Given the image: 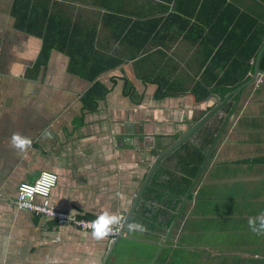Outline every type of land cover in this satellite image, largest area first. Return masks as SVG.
I'll return each instance as SVG.
<instances>
[{"label":"crops","instance_id":"obj_1","mask_svg":"<svg viewBox=\"0 0 264 264\" xmlns=\"http://www.w3.org/2000/svg\"><path fill=\"white\" fill-rule=\"evenodd\" d=\"M263 44L264 0H0V264H264V77L221 95ZM43 171L58 210L125 235L16 209Z\"/></svg>","mask_w":264,"mask_h":264},{"label":"built area","instance_id":"obj_2","mask_svg":"<svg viewBox=\"0 0 264 264\" xmlns=\"http://www.w3.org/2000/svg\"><path fill=\"white\" fill-rule=\"evenodd\" d=\"M48 173L56 177L55 183L48 190L47 196L41 195L38 192H33L31 197L26 196L22 191L24 186L30 188H35L40 183L43 174ZM58 176L50 171H43L39 176L33 181L28 183H21L16 190V196L13 200V204L18 210H25L37 216H43L45 218L53 219L56 221L58 227H73L83 232L91 233V220L77 217L76 215H70L64 211L58 210L50 201V196L57 186ZM2 196L0 195V200ZM39 199V200H38ZM121 218L120 224L113 227V231L106 237L108 240V246L111 248L116 245L118 240L125 235V222L126 217L124 215H119ZM87 222V223H86Z\"/></svg>","mask_w":264,"mask_h":264},{"label":"clouds","instance_id":"obj_3","mask_svg":"<svg viewBox=\"0 0 264 264\" xmlns=\"http://www.w3.org/2000/svg\"><path fill=\"white\" fill-rule=\"evenodd\" d=\"M32 140L22 135L19 132H14L10 138V147L18 152H27L31 149ZM56 177L48 173H44L40 183L35 188L24 186L22 191L26 196L31 197L33 192H38L41 195L47 196L48 190L55 183ZM121 218L117 215H110L103 213L97 217L96 220L91 221V235L96 240H102L106 238L112 231L113 227L120 224ZM87 223V222H86ZM250 230L256 235H264V213H261L257 217L249 218L248 221ZM129 230L143 231V226L137 223L129 224Z\"/></svg>","mask_w":264,"mask_h":264},{"label":"water","instance_id":"obj_4","mask_svg":"<svg viewBox=\"0 0 264 264\" xmlns=\"http://www.w3.org/2000/svg\"><path fill=\"white\" fill-rule=\"evenodd\" d=\"M264 54V44L262 46V48L260 49L258 56L256 58V62H255V72L254 74L249 78V80H247L245 83H243L241 86H239L235 91L232 92V96L241 93V91L245 88H247L248 86L252 85L253 83H255L256 81L260 80L262 77H264V72H262L260 70V63H261V59L262 56ZM220 109V106H217L216 108H214L213 110H211L197 125H195L193 127V129H191L190 132H188L183 138H181L177 143L176 146H179L180 144H182L186 139H188L190 136H192L201 126H203L218 110ZM174 148H171L170 150H168L167 152L163 153L161 155V157H164V155H166L167 153H169L170 151H172ZM143 192V190H142ZM142 192L140 194H142ZM130 216H128L129 219ZM128 219L126 220L125 226L128 223Z\"/></svg>","mask_w":264,"mask_h":264},{"label":"trees","instance_id":"obj_5","mask_svg":"<svg viewBox=\"0 0 264 264\" xmlns=\"http://www.w3.org/2000/svg\"><path fill=\"white\" fill-rule=\"evenodd\" d=\"M256 52V51H255ZM253 67L254 66H252L251 67V70L250 71H252V69H253ZM260 70L262 71V72H264V54H263V56H262V59H261V63H260ZM247 80H249V77L247 76H242L239 80H237L234 84H231V86H232V90H226V91H223L222 92V96H225V95H228L229 93H231L234 89H236L237 87H239V86H241L243 83H245ZM206 94V93H205ZM204 94V95H205Z\"/></svg>","mask_w":264,"mask_h":264}]
</instances>
